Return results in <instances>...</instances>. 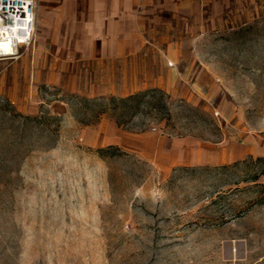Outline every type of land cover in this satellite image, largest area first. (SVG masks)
Returning a JSON list of instances; mask_svg holds the SVG:
<instances>
[{
	"label": "rangeland",
	"instance_id": "374dc122",
	"mask_svg": "<svg viewBox=\"0 0 264 264\" xmlns=\"http://www.w3.org/2000/svg\"><path fill=\"white\" fill-rule=\"evenodd\" d=\"M223 1L228 23L185 48L193 96L91 95L88 76L35 74L32 46L0 61V264H264V153L165 170L101 145L112 120L264 148V0Z\"/></svg>",
	"mask_w": 264,
	"mask_h": 264
},
{
	"label": "crops",
	"instance_id": "0c3cea01",
	"mask_svg": "<svg viewBox=\"0 0 264 264\" xmlns=\"http://www.w3.org/2000/svg\"><path fill=\"white\" fill-rule=\"evenodd\" d=\"M34 1L36 37L30 54L34 73L88 76L91 95L128 97L160 88L193 96L191 88L200 83L196 70L185 65L196 62L194 51L189 58L185 48H195L204 32L228 23V4L223 0ZM101 125V145L135 148L165 170L230 164L264 153L253 137L212 143L131 134L112 120Z\"/></svg>",
	"mask_w": 264,
	"mask_h": 264
},
{
	"label": "built area",
	"instance_id": "2783aa9c",
	"mask_svg": "<svg viewBox=\"0 0 264 264\" xmlns=\"http://www.w3.org/2000/svg\"><path fill=\"white\" fill-rule=\"evenodd\" d=\"M15 17L20 18L22 23L27 17H31L29 22V29L31 31L30 38L25 44L17 45V53L15 56L3 55L0 56V61L15 59L20 55L22 47L32 46L36 37V3L34 0H0V19L3 20L4 25H12ZM23 34V33H21Z\"/></svg>",
	"mask_w": 264,
	"mask_h": 264
},
{
	"label": "clouds",
	"instance_id": "9594fccd",
	"mask_svg": "<svg viewBox=\"0 0 264 264\" xmlns=\"http://www.w3.org/2000/svg\"><path fill=\"white\" fill-rule=\"evenodd\" d=\"M30 19L31 17H27L20 23V18L15 17L12 25H4L3 20L0 19V56H15L18 51L17 45L28 41L31 35Z\"/></svg>",
	"mask_w": 264,
	"mask_h": 264
},
{
	"label": "trees",
	"instance_id": "16d2710c",
	"mask_svg": "<svg viewBox=\"0 0 264 264\" xmlns=\"http://www.w3.org/2000/svg\"><path fill=\"white\" fill-rule=\"evenodd\" d=\"M139 94H133V95H130V96H128V97H125V98H121V99H119V100H122V101H130V100H132V99H136V97L138 96ZM114 99V98H113Z\"/></svg>",
	"mask_w": 264,
	"mask_h": 264
}]
</instances>
